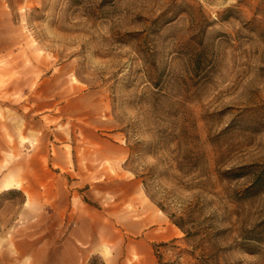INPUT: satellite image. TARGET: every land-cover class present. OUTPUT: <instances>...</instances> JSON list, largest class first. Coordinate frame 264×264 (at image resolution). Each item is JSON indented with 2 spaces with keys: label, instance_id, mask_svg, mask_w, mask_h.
I'll return each instance as SVG.
<instances>
[{
  "label": "rangeland",
  "instance_id": "1",
  "mask_svg": "<svg viewBox=\"0 0 264 264\" xmlns=\"http://www.w3.org/2000/svg\"><path fill=\"white\" fill-rule=\"evenodd\" d=\"M81 205L78 264H264V0H0V264Z\"/></svg>",
  "mask_w": 264,
  "mask_h": 264
},
{
  "label": "crops",
  "instance_id": "2",
  "mask_svg": "<svg viewBox=\"0 0 264 264\" xmlns=\"http://www.w3.org/2000/svg\"><path fill=\"white\" fill-rule=\"evenodd\" d=\"M99 145H103V141L98 142ZM123 147L121 144L112 143L111 149L109 152L106 151V155L111 154L115 156L122 151ZM79 211L77 213V222L76 228L71 229L65 239L62 242L57 243V245L53 244L52 252H61L60 246L65 243L73 244V249L69 250V252L73 253V256L69 257L68 263L66 264H78V262L83 258L91 254L94 250L99 251V245L102 240V234L99 232V228L93 226L90 221L91 215H97L99 218V222H102L103 216L100 213L99 209H92L85 205H81L79 207ZM59 212V211H58ZM60 213V212H59ZM60 215V214H58ZM156 223H160L166 226L167 222L163 216H156ZM138 226V223L136 224ZM170 235H167V237ZM57 246V249H56ZM40 244H37V250H39ZM43 247V244H42ZM60 264V263H59Z\"/></svg>",
  "mask_w": 264,
  "mask_h": 264
},
{
  "label": "trees",
  "instance_id": "3",
  "mask_svg": "<svg viewBox=\"0 0 264 264\" xmlns=\"http://www.w3.org/2000/svg\"><path fill=\"white\" fill-rule=\"evenodd\" d=\"M260 179V175L257 174L256 178L253 180V182H257L258 180ZM180 228H184L183 226V223L181 221H174ZM187 232V230H185ZM188 234V233H187ZM176 239H171L169 241H162V242H159V243H156L155 246H154V251H155V254H156V257H157V260H158V264H183L181 263L178 259H173V260H168V261H163V256H162V253L160 252L159 248L161 246H174L175 247V244H174V241Z\"/></svg>",
  "mask_w": 264,
  "mask_h": 264
}]
</instances>
